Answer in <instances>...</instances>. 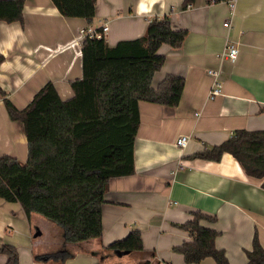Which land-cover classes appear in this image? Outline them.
I'll use <instances>...</instances> for the list:
<instances>
[{
	"label": "crops",
	"instance_id": "crops-1",
	"mask_svg": "<svg viewBox=\"0 0 264 264\" xmlns=\"http://www.w3.org/2000/svg\"><path fill=\"white\" fill-rule=\"evenodd\" d=\"M182 1L96 0L88 23L61 15L51 0H25L21 20H0V156L21 162L27 158L26 135L22 123L9 117L4 99L21 109L46 82L61 99L71 97L70 81L82 73V27L106 24L109 45L142 36L153 17L168 15L173 28L187 30L182 46L160 45L157 52L165 60L152 77L153 87L166 75L183 78L178 104L139 100L134 173L109 180L100 237L66 242L59 225L36 212L27 217L18 202L0 199V245L17 248L18 264H186L173 246L190 240L177 224L195 210L215 216L202 224L219 232L214 244L230 264L246 262L255 233L264 248L262 180L247 175L227 152L217 161L189 157L236 129H264V0H235L233 7L223 0H194L181 8ZM228 41L238 47L234 62L219 58ZM208 68L221 70V93L214 99H208L213 79ZM180 135L189 136L184 147L176 144ZM43 223L54 228L53 239L33 246L30 239L43 234ZM135 228L142 252L103 250ZM61 249L70 253L63 261L36 259ZM5 261L0 252V264ZM194 264L214 261L206 257Z\"/></svg>",
	"mask_w": 264,
	"mask_h": 264
},
{
	"label": "trees",
	"instance_id": "trees-1",
	"mask_svg": "<svg viewBox=\"0 0 264 264\" xmlns=\"http://www.w3.org/2000/svg\"><path fill=\"white\" fill-rule=\"evenodd\" d=\"M24 1L0 0V20H21ZM51 1L65 17L93 21L96 0ZM193 1L183 0L181 8ZM186 35V29L173 28L169 16L164 15L149 19L142 36L122 39L114 45L105 38H84L82 73L70 81L71 97L61 99L54 85L46 82L21 109L5 98L9 117L23 125L27 158L21 162L10 155L0 156V199L18 202L27 217L36 212L59 225L66 242L100 237L109 180L134 173L139 100L175 106L180 99L184 85L181 76L166 75L156 87L152 86V77L165 60L158 48L163 43L178 48ZM2 60L0 54V63ZM225 152L247 175L261 179L264 188V129H236L221 143L204 146L189 157L217 161ZM191 215V219L177 224L190 240L173 246V250L183 255L186 264L206 257L214 264H230L224 250L214 244L219 232L202 224L213 223L215 216L198 210L191 211ZM103 250L142 252L140 230H130ZM0 252L6 257L4 264H18L14 245L2 243ZM245 254L244 264H264V248L256 233ZM69 256L61 249L37 255L36 259L63 261ZM148 263L145 260L141 264Z\"/></svg>",
	"mask_w": 264,
	"mask_h": 264
},
{
	"label": "built area",
	"instance_id": "built-area-1",
	"mask_svg": "<svg viewBox=\"0 0 264 264\" xmlns=\"http://www.w3.org/2000/svg\"><path fill=\"white\" fill-rule=\"evenodd\" d=\"M231 7H233L235 0H225ZM225 27L230 25V22L227 20L223 22ZM108 26L106 24H102L101 26H93L91 24H87L86 26L80 29V36L82 39L84 38H106ZM238 53L237 44L234 42H226L224 48L219 53V58L228 60L230 62H234ZM212 76V83L210 86V90L208 93V99H214L221 93V70L220 68H208L206 70ZM189 140L188 135H180L176 139V144L180 147H184Z\"/></svg>",
	"mask_w": 264,
	"mask_h": 264
},
{
	"label": "rangeland",
	"instance_id": "rangeland-1",
	"mask_svg": "<svg viewBox=\"0 0 264 264\" xmlns=\"http://www.w3.org/2000/svg\"><path fill=\"white\" fill-rule=\"evenodd\" d=\"M43 219L46 221L45 218H43ZM46 222H48V221H46ZM40 226L43 229V234L41 236H39V237H36L33 241L30 239L31 245H33V246H36L38 244L47 245L53 239L52 236H53L54 231H55L54 228L51 227V225H49L47 223H43ZM141 263L142 262H140V264Z\"/></svg>",
	"mask_w": 264,
	"mask_h": 264
}]
</instances>
